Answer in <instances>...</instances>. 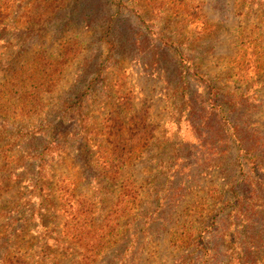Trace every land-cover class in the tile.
Segmentation results:
<instances>
[{
  "label": "rangeland",
  "instance_id": "1",
  "mask_svg": "<svg viewBox=\"0 0 264 264\" xmlns=\"http://www.w3.org/2000/svg\"><path fill=\"white\" fill-rule=\"evenodd\" d=\"M256 141L264 0H0V264H264Z\"/></svg>",
  "mask_w": 264,
  "mask_h": 264
},
{
  "label": "trees",
  "instance_id": "2",
  "mask_svg": "<svg viewBox=\"0 0 264 264\" xmlns=\"http://www.w3.org/2000/svg\"><path fill=\"white\" fill-rule=\"evenodd\" d=\"M107 26L109 27V29H108V31L110 32L112 29H113V20H112V18H109L108 19V21H107ZM110 42H109V44H110V46H111V50L114 52L115 51V49L114 48H116V46H117V43L116 42H114L113 40H109ZM219 105L220 106H222L220 103H219ZM259 143H261V142H259V141H256V142H253V143H251V145L250 146H248V144H245V143H243V142H240V146H241V148L243 149V150H248V151H256V150H259L260 148H262V149H264L263 147H261V146H263V144H259ZM260 146V147H259ZM238 161V160H237ZM238 163H239V165H240V170L241 171H245V166L242 164V162H239L238 161ZM261 164V162H258L257 160L256 161H253V164H252V170H255L257 167V165H260ZM243 180V179H242ZM242 180L241 181H238V183L236 184V185H234V187H233V193L234 194H237V196H238V199H239V197L241 198V195L242 194H239V193H241V192H243V184H241L242 183ZM241 200V199H240ZM238 205H240V208H241V211H242V213H243V211H245L246 212V215L245 216H247L248 217V221L251 219V216H252V214H253V208H250L249 207V205L248 206H244L243 207V205H242V203L241 202H239L238 201ZM254 213H258V211H254ZM244 216V217H245ZM252 228V225H247V229L249 230V229H251ZM254 240V244L255 245H257L259 242H257L256 240H259V239H253ZM261 241H263V243L261 244V243H259L258 245H264V240H262V239H260ZM241 242H244V240H240V243ZM244 255H245V257H248V254H247V251L245 250L244 251Z\"/></svg>",
  "mask_w": 264,
  "mask_h": 264
}]
</instances>
